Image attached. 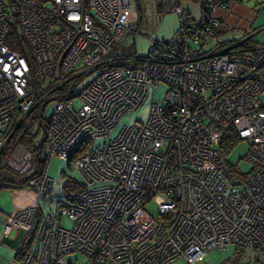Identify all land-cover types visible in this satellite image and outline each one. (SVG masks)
<instances>
[{"label": "built area", "instance_id": "built-area-1", "mask_svg": "<svg viewBox=\"0 0 264 264\" xmlns=\"http://www.w3.org/2000/svg\"><path fill=\"white\" fill-rule=\"evenodd\" d=\"M134 1L0 0V171L29 175L32 154L7 151L52 104L44 169L28 184L36 204L5 220L24 234L10 264H208L216 250L264 246V45L222 39L214 14L249 0H217L196 23L174 0L175 37L152 39L146 57L117 55L138 32ZM229 131L249 144V173L234 176L223 156ZM54 158L82 176L68 202L48 203Z\"/></svg>", "mask_w": 264, "mask_h": 264}, {"label": "rangeland", "instance_id": "rangeland-1", "mask_svg": "<svg viewBox=\"0 0 264 264\" xmlns=\"http://www.w3.org/2000/svg\"><path fill=\"white\" fill-rule=\"evenodd\" d=\"M207 3H211L212 0H205ZM136 3V2H135ZM138 3V4H137ZM136 5H134L132 12L137 11V5L140 7L139 15L142 18V24L140 30L135 35L124 36L114 45V50L117 55L122 56H137L146 57L151 48L152 39L158 41L170 40L176 34L179 28V20L176 13H174V4L168 0H137ZM164 4L163 10L158 9L159 4ZM180 5L188 10L193 17V19L199 21L202 16L201 2H196L194 0H180ZM248 5V4H244ZM213 6V5H212ZM159 10V11H158ZM177 17V18H176ZM140 18V17H139ZM234 26V24H232ZM254 28L253 33L258 31L259 33L255 36L254 42L259 45H264V23L263 27ZM235 33H238V29L234 28ZM257 33V32H256ZM222 39L230 38L229 35H222ZM28 55V52H27ZM94 77L92 75L88 76L82 84L77 89V92H81L84 87H86ZM167 86L162 84L155 92V101L159 103H164V96L167 93ZM75 104H78V99L75 100ZM150 101L148 100L141 110L134 114L133 120L146 119L149 111ZM44 107V106H43ZM42 108V107H41ZM39 108V110L41 109ZM39 110L34 112L30 118L25 121V125L31 130V133H36L39 130L38 137L36 139V146L42 144L44 138V131L40 128L37 121L32 122V118L38 116ZM52 115V104H49L44 113V120H49ZM125 121H128L127 119ZM113 136L115 135L112 134ZM99 143L93 144L96 147ZM7 151V155L13 152L11 149ZM249 152V144L247 142H239L233 149L227 161L232 166V172L234 176L244 175L249 173L252 169V165L246 160V156ZM75 160L68 162L61 160L59 158H54L50 164L49 176L57 180L58 184L55 193L50 197L48 203L57 200L69 201L68 193L65 190V179L71 178L77 183H82V176L79 171L73 168ZM37 171V167L34 161V167L29 175L25 177H17L7 172L6 170H1L0 184L1 182L14 178L17 182L25 181L28 177ZM37 196L36 193L28 187V185H22V187H6L0 188V216L11 217L16 211L18 205L22 202L24 206H31L36 204ZM153 215L157 214L156 208L150 209ZM62 224L65 227H71V222L64 218ZM23 232L16 229L11 224L0 220V264H10V261L14 258L16 250H20L23 242ZM257 247V246H256ZM256 247L248 249H233L226 252H221L216 250L208 255L210 264H264V251L257 249ZM264 249V246H258ZM68 261L77 264H85L86 259L81 255H72L68 257ZM172 264H185L183 260H177Z\"/></svg>", "mask_w": 264, "mask_h": 264}, {"label": "trees", "instance_id": "trees-1", "mask_svg": "<svg viewBox=\"0 0 264 264\" xmlns=\"http://www.w3.org/2000/svg\"><path fill=\"white\" fill-rule=\"evenodd\" d=\"M194 1L201 2V4H202L201 9H202V15H203L205 12H209V10L211 9V6L217 0H212L211 3H207L205 0H194ZM188 13H189V11H188ZM190 18H191V16H190ZM219 34L223 35V32H219ZM47 106L48 105H44V107H42L40 110H39V108L37 110H35L34 112L39 110V114H38V116L32 118V122L37 121L40 125V128L43 129V131H44L43 138L45 137V135L49 129V126H50V119L44 120V113H45V109ZM39 131L36 132L35 134L31 133L30 128L23 123L19 127V129L15 132V134H14V136L10 142V145H12L11 149H13V151L18 147H22L32 154L33 159H34L35 164H36V167H37V171H35L32 174V176L28 177L25 181L17 182L14 178L13 179L9 178V179L1 182L0 188H2L3 186H6V187H10V186L22 187V185H28L30 181L38 178L41 175V172L44 169V164L46 162V159L43 155V148H44V143H45L44 140H43L42 144L39 145V147L36 146V143H35L36 139L38 137ZM238 143H239V141H238V138L236 137L235 133L233 131H229L228 134L226 135V137L222 141V152H223V156L225 157L226 160L230 156L233 149L236 147V145ZM10 145H9V149H10ZM229 168L232 169V166L230 165V163H229ZM0 176H1V173H0ZM19 178H21V177H19ZM64 182H65V190L68 194L77 191L81 187V184L77 183L75 180H73L71 178L65 179ZM256 248L264 251V249H262L261 247L257 246Z\"/></svg>", "mask_w": 264, "mask_h": 264}, {"label": "crops", "instance_id": "crops-1", "mask_svg": "<svg viewBox=\"0 0 264 264\" xmlns=\"http://www.w3.org/2000/svg\"><path fill=\"white\" fill-rule=\"evenodd\" d=\"M168 1L174 4V13H175V1L174 0H168ZM135 2L137 3V0L134 1V5H136ZM244 4H248V5H244ZM163 6L164 4L161 3L157 7L160 11H162ZM136 7L138 8L137 11L136 10L133 11L132 14L134 18L140 17L139 23L137 26L138 31H139L140 26L142 24V18H141V15H139L140 7L138 5ZM231 9L232 10L230 13L224 12L222 10H216V12L214 13L221 23L222 29L220 32H223V35H226V36L229 35L230 37L229 39H232L234 36H243V35H249L251 37L253 36L252 40L254 41L255 36L259 32L256 31L257 33L256 32L253 33L254 31L253 29L257 28L256 30H258L259 28H262L263 23H264V0H249L244 3H233L231 5ZM191 20L195 23L199 22L193 19L192 16H191ZM232 24H234V26ZM234 28L241 30V31H238V33H235ZM173 37H175V35ZM225 39H228V38H225ZM20 204H22V202ZM0 220L5 221L6 218H3V216H0ZM17 252L18 250H16L14 256L16 255Z\"/></svg>", "mask_w": 264, "mask_h": 264}, {"label": "water", "instance_id": "water-1", "mask_svg": "<svg viewBox=\"0 0 264 264\" xmlns=\"http://www.w3.org/2000/svg\"><path fill=\"white\" fill-rule=\"evenodd\" d=\"M250 37H251V36H250ZM252 37H253V36H252ZM252 37H251V38H252ZM3 218H6V217H3Z\"/></svg>", "mask_w": 264, "mask_h": 264}, {"label": "bare ground", "instance_id": "bare-ground-1", "mask_svg": "<svg viewBox=\"0 0 264 264\" xmlns=\"http://www.w3.org/2000/svg\"><path fill=\"white\" fill-rule=\"evenodd\" d=\"M210 261V260H209Z\"/></svg>", "mask_w": 264, "mask_h": 264}]
</instances>
